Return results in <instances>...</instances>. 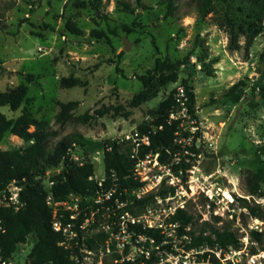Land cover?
<instances>
[{
    "label": "rangeland",
    "instance_id": "374dc122",
    "mask_svg": "<svg viewBox=\"0 0 264 264\" xmlns=\"http://www.w3.org/2000/svg\"><path fill=\"white\" fill-rule=\"evenodd\" d=\"M211 1L203 16V0H0V97H13L14 102L0 105V151L25 147L7 126L27 112L46 121L48 150L70 139V155L91 162L94 178L102 185L99 198L84 200L87 206L80 198L68 197L65 204L52 208L64 212L73 231L84 216L81 239L101 246L96 251L82 246L80 264H114L116 256L119 263L135 264L138 257L144 259L141 264H217L216 260L264 264V180L263 195L251 196L247 177L248 172L264 175V30L250 46L239 34L240 49L234 50L227 25V19L232 20L236 32L242 24L264 26V4ZM68 25L82 34L70 33ZM93 31L101 36H92ZM124 39L131 43L127 52ZM157 58L173 65L169 75L175 79L163 86L154 81L145 88L137 77L147 75ZM64 78L76 79L80 85H62ZM238 82L241 98L231 104L224 95ZM185 84L195 95L197 118L181 104L171 115V119L184 118L176 147L166 151L163 161L152 151L140 156L143 146L131 149L138 162L133 176L143 186L112 200L104 198L116 189L113 182L105 188L107 147L114 142L129 146L120 142L127 134L154 132L152 111L173 90L184 91ZM71 102L78 105L63 109ZM140 126L148 127V132ZM193 146L198 153L189 149ZM63 169V164L48 169V174L35 178L37 185L49 193L50 181ZM26 184L20 182L23 190ZM170 189L173 192L166 197L160 194ZM177 209L200 217L199 222L225 225L235 231L242 247L222 252L193 246L178 237L171 224ZM214 217L220 221L213 222ZM133 223L159 229L162 243L137 236L130 227ZM252 232L261 234L262 242ZM74 237L70 234L65 241ZM34 242L30 236L17 246L15 264H29ZM206 252L210 254L205 256Z\"/></svg>",
    "mask_w": 264,
    "mask_h": 264
},
{
    "label": "trees",
    "instance_id": "16d2710c",
    "mask_svg": "<svg viewBox=\"0 0 264 264\" xmlns=\"http://www.w3.org/2000/svg\"><path fill=\"white\" fill-rule=\"evenodd\" d=\"M256 6L264 4V0H252ZM212 5L211 0H203L200 5V10L203 16H206ZM84 6V4H81ZM227 25L230 27L229 45L234 50L240 49L239 34L244 36L245 45L250 46L254 38L264 30V26L256 22L239 25L237 27L232 20L227 19ZM48 28V25H45ZM126 32H130L129 27L123 25ZM68 31L75 35H81L82 31L74 25H68ZM92 36L99 38L100 33L93 31ZM173 70V65L160 58L156 59L155 67L148 71L147 75H141L137 78L141 81L145 88L157 82L160 86L174 80V77L169 75ZM157 77V78H156ZM62 85L67 87H75L80 85V81L72 78H64L61 80ZM240 82L234 84L229 91L224 95L225 99L231 104L237 103L241 95L239 93ZM176 90H173L169 96L162 101L158 107L152 111L154 119L155 131L149 134L150 145L143 146L140 151V156L150 151L159 153L160 161H163V155L167 150H173L176 147L175 139L179 132V126L183 119L181 116L176 119H171L172 114L177 113L179 107ZM140 100V97H136ZM184 106L189 115L195 116V95L190 86H184ZM13 97L2 95L0 97V105L13 104ZM77 102L67 104V107L77 106ZM10 132L19 137L26 144L18 150L0 151V189L4 188L12 180H25L26 187L22 191V200L25 202V207L20 211L12 209H3L0 213L2 227L4 232L0 231V249L5 256H11L17 246L25 244L30 236L35 240L31 252L29 254V264H73L70 260L72 254L80 255L79 248L86 244L88 250L96 251L101 248L95 240L81 241L78 240V247L75 250L68 249L64 245L63 237L60 233L52 229L53 213L52 208L46 203V192L43 191L40 185H37L35 178L43 175L48 169L57 168L63 164L64 169L55 177H53L54 185L51 189L53 201L56 203L63 202L70 194L80 196L83 205L87 206L85 199L91 200L97 195L100 190L97 181L94 179V166L91 162H86L79 166L68 160L67 150L71 146L70 139L60 140L51 150H48V131L47 123L44 120H37L29 113H23L14 123H8L7 126ZM33 127V131L30 128ZM140 130L148 132L149 128L140 126ZM2 132H0V140ZM83 146L87 142L79 141ZM111 151L106 152L104 156V171L108 177L105 181L106 190L113 182L116 185L115 192L112 194L111 200L123 195L125 190L139 189L143 183L135 180L132 177V172L135 165V160L130 157V146H123L116 142L111 143ZM192 152L198 153L195 147L189 148ZM248 179L252 186L249 190L251 196H262L260 183L264 180L262 172L247 173ZM112 178H114L112 180ZM173 189L163 190L160 194L166 197ZM244 203L247 201L242 200ZM145 201H140L143 204ZM254 217H257L255 210L248 205L246 206ZM68 217V215H67ZM85 219L80 216L77 220L80 224ZM195 215L184 209H177L176 213L171 218V224L178 233V237H184L186 241H190L193 246L208 247L209 249H218L222 252H227L230 248L240 250L242 247L240 238L237 237L235 231L222 225L220 227L208 221L199 222ZM220 219L214 217L213 222L218 223ZM131 229L137 236L145 237L149 241L156 244H161L163 239L159 229L143 228L140 224H130ZM79 231V229H77ZM80 234V233H79ZM258 242H262V235L256 232L251 233ZM210 254L205 253V256ZM81 258V255H80ZM121 258L116 256L114 264H135L134 261L128 260L119 263ZM144 259L138 257L137 263L141 264ZM217 264H220L216 260Z\"/></svg>",
    "mask_w": 264,
    "mask_h": 264
},
{
    "label": "built area",
    "instance_id": "2783aa9c",
    "mask_svg": "<svg viewBox=\"0 0 264 264\" xmlns=\"http://www.w3.org/2000/svg\"><path fill=\"white\" fill-rule=\"evenodd\" d=\"M176 96L178 97L177 101L179 102V106L182 104L181 108L184 111H186V113L188 114L187 109L184 106V100H182L184 98V91L178 93ZM179 109H180V107H179ZM172 115H174V114H172ZM120 142L129 144V146L131 147L132 150H135V149L139 148L140 146H146V145L148 146V145H150L149 144V136L144 134V133L140 134L138 132H135L133 134L124 135L123 137H121ZM73 146H74V144H73ZM107 151L108 152L111 151V146L107 147ZM71 153H72V148H69L68 152H67L68 160H70L71 162H73V163H75V164H77L79 166H81L84 163H86L82 159H80L78 157H75L73 155H70ZM130 157H131V159H134V155L132 154L131 151H130ZM136 165H138V162L135 163V165H134V169H133V172H132V177L135 180H138V179H136L133 176L134 170H136ZM48 173H49V171H47V174ZM22 181H25V180H22ZM20 182L21 181H19V180H12L4 188L0 189V213H1V211L3 209H12L14 211H20L21 209H23L25 207V202L22 200L23 188L20 185ZM97 183H98V186L100 188V190L97 193V197L99 198V195L101 194L100 191L102 190V185L99 182H97ZM53 185H54V180L52 179L50 181V186H53ZM113 193H108V195L104 196V198L106 197L107 200H111V197H112ZM68 197H74L75 199H79V198L82 199L80 196H77V195H74V194H70ZM87 199H85V201ZM90 200H91V198H90ZM65 201L59 202V203L54 202L53 198H52L51 190L49 191V193L46 194V203L51 208L60 206L62 204H65ZM53 211H54V209L52 210V213H53L52 229L55 232H58V233H60L62 235L63 242L61 243V245H64L68 249H73L74 247H78V240L80 238H82L83 230L85 228L84 227V220L85 219L80 224L77 222L76 226L74 227V231H73V229H71L72 228L71 227V222L72 221L66 222V219L64 218L65 217L64 216V212L58 213V211H54V212ZM133 224H135V223H133ZM173 226H175V225H173ZM77 229H79V231ZM0 231L4 232V228L2 227L1 218H0ZM70 234L74 235L75 237L72 238L68 242L65 241L66 238H68V236ZM81 241H83V240L81 239ZM66 243L73 244V247H71V248L67 247ZM81 248L82 247L79 248V253H80ZM86 250H88V249H86ZM88 251H91V250H88ZM80 255H81V258H82V254L81 253H80ZM80 255L79 256L76 255V254H72L71 255V256H74V257L76 256L78 258L76 260L73 259V261H74L73 264H80L81 263ZM0 264H15L14 263L13 254L11 256H5L3 251L0 249Z\"/></svg>",
    "mask_w": 264,
    "mask_h": 264
},
{
    "label": "water",
    "instance_id": "95a60500",
    "mask_svg": "<svg viewBox=\"0 0 264 264\" xmlns=\"http://www.w3.org/2000/svg\"><path fill=\"white\" fill-rule=\"evenodd\" d=\"M123 50L125 52L129 51L130 47H131V43L129 41H127L126 39L123 40Z\"/></svg>",
    "mask_w": 264,
    "mask_h": 264
}]
</instances>
